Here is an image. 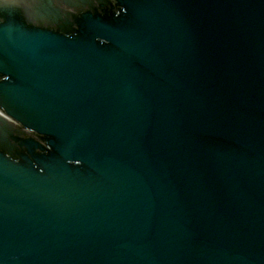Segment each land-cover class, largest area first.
Wrapping results in <instances>:
<instances>
[{
	"label": "water",
	"instance_id": "obj_1",
	"mask_svg": "<svg viewBox=\"0 0 264 264\" xmlns=\"http://www.w3.org/2000/svg\"><path fill=\"white\" fill-rule=\"evenodd\" d=\"M0 111V264H264V0H9Z\"/></svg>",
	"mask_w": 264,
	"mask_h": 264
},
{
	"label": "snow or ice",
	"instance_id": "obj_2",
	"mask_svg": "<svg viewBox=\"0 0 264 264\" xmlns=\"http://www.w3.org/2000/svg\"><path fill=\"white\" fill-rule=\"evenodd\" d=\"M8 3H9V0H0V8H3Z\"/></svg>",
	"mask_w": 264,
	"mask_h": 264
}]
</instances>
